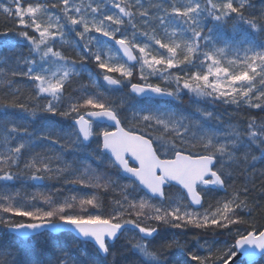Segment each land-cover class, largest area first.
<instances>
[{
    "label": "snow or ice",
    "instance_id": "snow-or-ice-1",
    "mask_svg": "<svg viewBox=\"0 0 264 264\" xmlns=\"http://www.w3.org/2000/svg\"><path fill=\"white\" fill-rule=\"evenodd\" d=\"M0 16V227L70 235L88 264H117L122 237L135 264L264 259V0H0ZM75 246L0 245V264H83Z\"/></svg>",
    "mask_w": 264,
    "mask_h": 264
},
{
    "label": "trees",
    "instance_id": "trees-1",
    "mask_svg": "<svg viewBox=\"0 0 264 264\" xmlns=\"http://www.w3.org/2000/svg\"><path fill=\"white\" fill-rule=\"evenodd\" d=\"M254 2L257 3V6H259L260 0H254ZM4 27V18L0 16V28ZM21 50L26 52V49L23 48L21 45ZM2 51V50H0ZM90 68L94 71V68L92 65H89ZM88 81V76L87 74H83L79 78V82H87ZM75 86V85H74ZM22 91H27L26 88H23L22 86ZM114 95H119L118 97H113V98H119L121 96V93L115 92L112 93ZM189 97L187 95L182 97V104L180 105L181 107L184 108L185 112H192L194 108L196 107V104L194 102H189ZM191 101V100H190ZM201 107H206L208 111H213L215 114H221L224 113V118L227 119V113L224 112L223 107H216L213 105H204L201 104ZM232 109L229 108L228 112H231ZM39 120H36L32 123V126H35ZM67 159L71 160L72 156L69 154ZM262 167L259 163L257 164V168L259 169ZM19 187V184L16 185ZM29 190H33L31 188V185H29ZM255 195V194H254ZM254 222L256 225L259 227L261 225H264V212L257 211L254 214ZM131 235V234H129ZM198 234L196 232H189L187 234H180L176 233L175 230H163L161 233V237L163 239H171L175 238L177 239L180 243H187L189 247L195 248L197 247V240L193 239L194 236H197ZM199 239L201 242L204 240H209L213 241L216 240V244L218 247H224L225 245H230L234 243L233 237L227 233H223L220 235L213 236L211 233L207 235L200 234ZM125 240L123 237L116 242L115 247L113 251L117 253L116 256V261L117 264H135L136 257L132 255L131 253H121L123 252V248L126 246L125 245ZM161 239H157L154 243L159 244L161 243ZM75 244L76 246L72 248V254L80 261L83 262V264H88L89 261L95 260V251L94 249L86 244H83L81 242H78L74 239V237L70 235H65V234H58V235H42L38 238H35L31 241L28 242H22L20 240L14 239L12 236H10L5 229L0 227V245H10L13 248H18V249H36V250H47L49 252L56 250L60 246L64 247H70L71 245ZM111 259V257H109ZM259 264H264V259H261L259 261Z\"/></svg>",
    "mask_w": 264,
    "mask_h": 264
},
{
    "label": "rangeland",
    "instance_id": "rangeland-1",
    "mask_svg": "<svg viewBox=\"0 0 264 264\" xmlns=\"http://www.w3.org/2000/svg\"><path fill=\"white\" fill-rule=\"evenodd\" d=\"M111 96H112V97H118L119 95H114V94L111 93ZM189 102H193V101H190V100H189ZM38 125H39V122H38L35 126H32V127L35 128V127H37ZM124 239H126V238H124ZM213 241L216 242V240H213Z\"/></svg>",
    "mask_w": 264,
    "mask_h": 264
},
{
    "label": "bare ground",
    "instance_id": "bare-ground-1",
    "mask_svg": "<svg viewBox=\"0 0 264 264\" xmlns=\"http://www.w3.org/2000/svg\"><path fill=\"white\" fill-rule=\"evenodd\" d=\"M7 233H8L10 236H12L14 239L19 240L16 236L12 235L10 232L7 231ZM48 235H51V234H48ZM56 235H58V234H56Z\"/></svg>",
    "mask_w": 264,
    "mask_h": 264
},
{
    "label": "water",
    "instance_id": "water-1",
    "mask_svg": "<svg viewBox=\"0 0 264 264\" xmlns=\"http://www.w3.org/2000/svg\"><path fill=\"white\" fill-rule=\"evenodd\" d=\"M11 234L17 237V234H14V233H11ZM51 235H56V234H51ZM237 259H239V258H237Z\"/></svg>",
    "mask_w": 264,
    "mask_h": 264
}]
</instances>
